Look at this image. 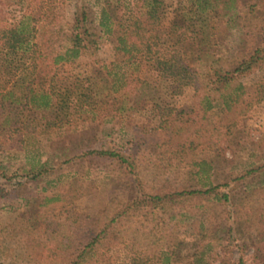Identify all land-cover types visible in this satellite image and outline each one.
<instances>
[{"label": "rangeland", "instance_id": "1", "mask_svg": "<svg viewBox=\"0 0 264 264\" xmlns=\"http://www.w3.org/2000/svg\"><path fill=\"white\" fill-rule=\"evenodd\" d=\"M91 2L98 24L103 3ZM236 6L239 27L232 29L227 39V45L234 49L242 38L251 43L261 28L264 32V0H240ZM73 10V5L66 3L65 22H69ZM250 10L256 14L246 15ZM116 58L112 39L103 35L98 51L83 54L66 65L61 77L71 83L101 64L109 67ZM239 84L246 93L231 113L217 106L202 120L199 112L182 134L171 136V142L164 137L160 119L149 113L125 112L106 122L78 121L72 129L27 138L24 132L16 131L20 125L1 127L0 173L8 176L47 159L60 163L91 147L120 152L134 167L130 171L117 160L78 161L59 179L49 174L13 188L9 197L0 199V264H46L39 260L41 252L30 248L31 239L39 233L31 234L33 228L19 217L25 200H32L35 211L54 219V229L59 226V235L66 236L67 244L68 240L77 241L83 247L94 220L96 227L109 222L143 194L206 190L224 184L229 186L219 188L215 194H228V202L217 200L216 195L183 197L167 211L149 207L125 216L112 226L108 237L111 241L101 243L99 256L92 264H164L161 254L176 250L182 241L184 244L177 249L182 261L172 264H187L202 251L211 264H262L256 259V245L264 219V63L238 77L229 89ZM115 98L116 104L122 105L124 99L118 95ZM195 102L196 91L190 87L172 105L182 109ZM35 116L43 122L53 118L49 112H35ZM190 142L198 147L196 152L188 150ZM183 146L187 150L183 151ZM203 161L208 165L200 171L195 163ZM90 166L95 169L90 170ZM251 170L257 172L249 173ZM77 175H82L84 181H76ZM96 210L101 212L98 218ZM116 236L121 243L108 245L116 241Z\"/></svg>", "mask_w": 264, "mask_h": 264}, {"label": "trees", "instance_id": "2", "mask_svg": "<svg viewBox=\"0 0 264 264\" xmlns=\"http://www.w3.org/2000/svg\"><path fill=\"white\" fill-rule=\"evenodd\" d=\"M101 1L103 8L97 24L91 0H0V128L20 125L16 131L24 132L27 138L72 129L78 121L106 122L125 112L149 113L160 119L164 137L171 142L199 112L203 114L202 120L217 106L231 113L242 102L246 90L242 84L233 90L230 86L252 71L253 66L262 67L264 63L262 28L253 35L251 43L242 38L235 49L227 45L230 32L239 27L236 5L240 0ZM68 2L74 10L69 22H65L64 7ZM251 14L256 12L246 13ZM251 19H256V15ZM103 35L112 39L116 60L109 67L101 64L84 78L65 82L61 77L63 68L83 54H95ZM190 87L195 88L196 102L182 109L174 108L175 99ZM117 95L124 99L120 106L116 104ZM39 111L49 112L53 118L43 122L34 117ZM197 148L190 142L188 150L196 152ZM100 159L117 160L130 171L134 167L120 152L91 147L60 163L47 159L11 176L0 173V199L9 197L13 188L45 175L59 179L75 162L85 164ZM206 165L205 161L195 163L200 171ZM77 178L76 181H84L82 175ZM228 186L143 194V198L126 204L109 222L96 227L94 220L83 247L77 241L68 240L67 244L66 236L59 235V226L54 229V219L35 211L32 200H25L19 217L33 228L31 234L40 235L30 241V248L41 252L39 260L46 264H92L99 256L101 243L105 239L111 241L108 237L112 226L130 213L149 207L167 211L180 198L200 195H216L217 200L228 202V194H215ZM100 214L99 211L96 218ZM261 223L256 259L264 264V219ZM114 239L108 245L121 243L118 236ZM183 244L179 242L169 254L162 253L163 263H181L177 249ZM205 254H194L187 264H211L206 262Z\"/></svg>", "mask_w": 264, "mask_h": 264}]
</instances>
